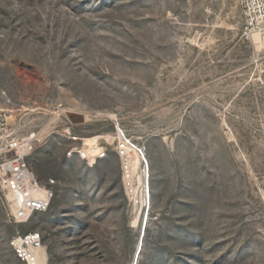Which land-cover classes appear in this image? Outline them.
Segmentation results:
<instances>
[{"label": "rangeland", "instance_id": "374dc122", "mask_svg": "<svg viewBox=\"0 0 264 264\" xmlns=\"http://www.w3.org/2000/svg\"><path fill=\"white\" fill-rule=\"evenodd\" d=\"M241 2L0 0V109L56 180L25 223L0 198V264H22L10 239L30 230L50 264H264V35ZM68 125L106 156H69ZM118 129L145 150L141 182Z\"/></svg>", "mask_w": 264, "mask_h": 264}, {"label": "built area", "instance_id": "2783aa9c", "mask_svg": "<svg viewBox=\"0 0 264 264\" xmlns=\"http://www.w3.org/2000/svg\"><path fill=\"white\" fill-rule=\"evenodd\" d=\"M241 6L244 32L264 35V0H242ZM65 133L73 142L82 144L71 148L69 156L77 155L81 159L94 162L97 158L106 156L103 148L97 157L92 156L85 138L74 135L71 125L67 126ZM38 141L36 132H22L21 128L11 123L8 111L0 109V198L6 200L16 223L28 222L34 215L47 212L56 194V180L38 179L30 165L29 158ZM130 149L141 156L149 173V162L144 148L136 144L122 129H118L119 155L127 156ZM125 171H130L128 164H125ZM10 246L22 264H50L46 256L44 236L38 230L16 233L10 239Z\"/></svg>", "mask_w": 264, "mask_h": 264}, {"label": "bare ground", "instance_id": "6f19581e", "mask_svg": "<svg viewBox=\"0 0 264 264\" xmlns=\"http://www.w3.org/2000/svg\"><path fill=\"white\" fill-rule=\"evenodd\" d=\"M256 39L258 41H260L262 38L261 34L257 33V36H255ZM66 114L68 117H74L76 119V124L77 123H86L88 121V115L83 114L79 111H73L72 112H68L66 111ZM102 136H94V137H90V138H85L86 143L88 144V151L92 156L97 155L102 148L98 147L100 146L98 143L100 141V139H102ZM108 138V137H107ZM110 140V138H108ZM98 147V148H97ZM95 148H97L96 150H94ZM126 163L128 164L133 172L134 175L137 176V179L141 182L142 180V175H141V170H142V158L141 156L133 151V150H129V154L127 156L124 157ZM149 162V160H148ZM46 256H47V252H46Z\"/></svg>", "mask_w": 264, "mask_h": 264}, {"label": "water", "instance_id": "95a60500", "mask_svg": "<svg viewBox=\"0 0 264 264\" xmlns=\"http://www.w3.org/2000/svg\"><path fill=\"white\" fill-rule=\"evenodd\" d=\"M69 119L71 120L72 123L76 122V119L74 117H69Z\"/></svg>", "mask_w": 264, "mask_h": 264}]
</instances>
